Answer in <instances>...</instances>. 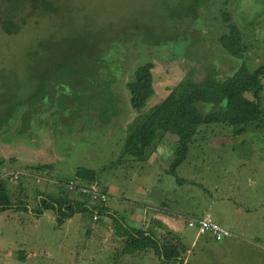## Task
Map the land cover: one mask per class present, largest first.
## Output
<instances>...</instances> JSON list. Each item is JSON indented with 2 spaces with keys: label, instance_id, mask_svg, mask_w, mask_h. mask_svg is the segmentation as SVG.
<instances>
[{
  "label": "rangeland",
  "instance_id": "rangeland-1",
  "mask_svg": "<svg viewBox=\"0 0 264 264\" xmlns=\"http://www.w3.org/2000/svg\"><path fill=\"white\" fill-rule=\"evenodd\" d=\"M49 1L56 11L52 7L43 15L41 8L30 15L31 8L22 5L17 15L26 16L27 23L17 34L0 28V123L9 115L7 111L24 103L29 102L28 107L34 110H48L36 112L28 132L19 130L18 114L8 133H0V177L25 172L40 173L41 178L35 181L22 175L19 181H5L16 203L14 209L0 213V264H172L160 263L151 253L117 259L120 243L112 235L108 218L94 223L91 212H78L58 225L52 211L36 214L37 194H63L65 188L82 185L74 181L76 169L95 170L96 183L106 187L117 220L131 229L149 226L140 204L144 189L159 190L155 181L164 178L169 192L182 179H191L196 167V180L205 193L223 194L226 181L238 177L240 185L227 194H264V90L262 126L256 123L239 135L234 134L239 127L201 126L186 160L173 175L169 172L176 145L171 136L161 141L166 151H160L148 178L137 174L142 162L137 161V169L133 159L123 155L125 128L136 116L127 110L124 84L135 68L146 63L154 66V94L144 109L148 110L160 103L191 68L199 76L208 68L215 69L219 77L234 74L241 60L224 54L219 44L220 37L228 33V24L238 27L243 57L250 60V66L264 65V0ZM5 8L2 1V13ZM224 13L230 16L227 24ZM146 26L151 30L145 31ZM103 47V57L109 58L106 71L91 79L84 63ZM104 74L109 80L115 76L112 96ZM262 84L264 87V77ZM116 95L121 97L122 114ZM197 107L211 111L209 105ZM112 112L115 118L107 120ZM4 127L0 124V130ZM207 145L214 149L203 150ZM237 161H243V167L231 172ZM47 166L50 169H44ZM38 167L43 169L34 173ZM19 185L24 192L17 193ZM138 187L143 191L134 194ZM26 203L34 214L24 211ZM184 234L180 247L192 251L186 256L191 264H264L260 226L254 227L251 235L261 240L251 242L262 250L247 243L236 251L228 247L222 256L212 249L214 243L195 241V232L189 229Z\"/></svg>",
  "mask_w": 264,
  "mask_h": 264
},
{
  "label": "trees",
  "instance_id": "trees-1",
  "mask_svg": "<svg viewBox=\"0 0 264 264\" xmlns=\"http://www.w3.org/2000/svg\"><path fill=\"white\" fill-rule=\"evenodd\" d=\"M2 1L6 5L3 13L1 12ZM24 4L31 8L30 15L39 8L42 9L40 12L42 15L49 12L52 7L56 11L49 0H0V28L4 32L15 35L19 32L22 25H26V16L17 15ZM222 17L226 24L229 23L230 16L228 14L224 13ZM227 28L228 33L222 35L219 39L221 50L229 57L241 60L240 66L231 76L219 77L213 68L206 69L203 75L199 76L191 68L182 80L169 90V94L160 103L148 110H144L149 98L154 94L152 75L154 66L151 63H146L135 68L130 81L124 84V88L128 93L127 110L136 113L135 118L125 128L123 138L124 157L126 155L135 161L145 162V158L154 152L155 146L167 136H171L176 145L175 157L172 160L169 172L170 175H173L176 169L186 160L189 146L194 143L196 135L201 133L199 131L201 126L217 124L222 128L239 127L234 130V134H238L249 126L251 128V125L256 123H260L259 126L263 125L259 121L262 120L261 113L263 109L262 93L264 87L262 79L264 77V65L252 68L248 63L250 60H246L243 57L244 51L239 44L241 37L238 27L228 24ZM144 30L150 31V26H146ZM104 48H100L96 54L90 56V60L87 59L86 63H84L85 66H88L87 73L91 79H94L98 72L103 73V71H106L109 58L105 59L103 57L106 50H103ZM109 75L112 76L111 74ZM103 76H101L102 79H105L106 75L104 76L105 78ZM112 79L106 78L109 83L107 86L105 85L110 90L111 96L115 94L111 90L115 83L114 75ZM116 96L119 102L118 112L122 114L121 97L120 95ZM29 104V102L24 103L6 112L9 115L5 117L3 123L2 121L0 123L6 129L0 130V133H3V135L8 133V128H11L18 114L20 117L19 130L28 132L33 128L31 119H35L37 113L41 111H48L45 108L34 110L28 107ZM198 104L211 106V111L204 112L203 109L197 107ZM24 106L28 108L26 109ZM113 115L112 112L107 120H113L115 118ZM156 115H158L157 120H154ZM40 169L43 168H36L34 173ZM44 169H50V166ZM29 177L37 181L35 174H31ZM6 180L14 181L11 180V177H0V213L14 209L16 203L12 200L15 196L12 195L11 197ZM74 181L87 185L96 184L107 194L96 183L97 173L95 170L83 167L76 169ZM18 189L17 193L20 191L24 192L25 188L19 185ZM65 189L67 191L64 190L63 194L39 192L37 196L42 198L37 200L39 205L36 214L41 215L46 211H52L56 215L57 224L61 225L64 221L74 216L75 213L97 212L100 217L108 216L112 222V235L120 243L115 254L117 259L125 255L151 253L160 263L191 264V262H185V248L181 249L180 242H175L174 239H171L169 232L163 231L162 233L159 230L161 226L156 228L152 221H149V226L146 229H144L145 227L131 229L122 220L123 224L112 216L109 204L107 206H96V203L89 196L81 195L76 189ZM71 196L79 197L81 200L72 199ZM25 205L27 206V203ZM162 205L165 204L160 206ZM26 206L23 207L26 208L24 209L25 212L30 210ZM30 212L34 214L33 210H30ZM98 222H101L100 218L94 223Z\"/></svg>",
  "mask_w": 264,
  "mask_h": 264
},
{
  "label": "crops",
  "instance_id": "crops-1",
  "mask_svg": "<svg viewBox=\"0 0 264 264\" xmlns=\"http://www.w3.org/2000/svg\"><path fill=\"white\" fill-rule=\"evenodd\" d=\"M239 134L241 133L235 135ZM165 146L166 145L162 143H158L155 146V150L149 158V161L142 162L144 165H142L141 170L137 172L139 177H149L148 173H152L150 171L151 165L157 162V158L161 157V155H159L160 151V154H162L163 151H166ZM208 149L212 150L214 148L210 145L203 147V150ZM132 161L138 169L140 166L137 164V161ZM237 162L235 168L230 169L231 172H234L236 169L241 170L243 167V161ZM198 171L199 168H193L192 178L182 179L181 183H177V186L169 192H167L168 189L163 185L167 184V181H165L164 178H159L155 181V183H158L159 190L157 187H149L150 190L146 189L147 191L145 189L144 191L140 190L139 187L134 188V194L143 191V201L140 204L142 211L148 217L147 220L152 221V224L156 228L161 226L159 229L161 232H169L170 238L174 239L175 242H180V238L185 235L184 231L189 229L190 231L195 232V241L200 240L203 244L214 243V245L211 244L212 249L218 250L220 256L224 254L223 251L228 247H234L236 251V249H240L241 246L247 243L252 246H254L256 242L259 243V240H261L260 237H257V240V238H252L251 235L253 228L256 226L262 228L261 237L262 243H264V194H227L229 191H233L240 185L238 177L234 181H226L227 189L223 194H216L215 192L205 193L207 192L206 189L196 180ZM166 173L169 174L168 172ZM168 183H170V180ZM99 186L107 192L105 186ZM256 196H259L258 200H256ZM41 198V196H38V200ZM71 198L81 200V198L75 196H71ZM161 204L165 205L160 206ZM109 206L111 208L110 212L112 216L116 219L119 218V216L116 215V211L113 209L114 206H112L110 202ZM207 216L223 228L232 232L234 237L225 238L224 242H222L223 240L217 242L210 235H199L195 229H191L187 226L189 220L201 219ZM107 218L110 220L108 216H105L101 221ZM145 225L146 224H141L142 227ZM255 240L256 242H251ZM195 241L193 243H195ZM259 246V244L255 245V247L262 250ZM185 251L189 252V254L185 253L184 255L185 262H191L186 256H190L192 251H190L189 247H186Z\"/></svg>",
  "mask_w": 264,
  "mask_h": 264
},
{
  "label": "built area",
  "instance_id": "built-area-1",
  "mask_svg": "<svg viewBox=\"0 0 264 264\" xmlns=\"http://www.w3.org/2000/svg\"><path fill=\"white\" fill-rule=\"evenodd\" d=\"M5 177H11V180L18 181L20 176H31L25 172H10L5 174ZM40 173L35 175L36 180L40 181ZM69 189H76L81 195H87L96 203V206H107L109 204L110 198L105 194L96 184H82L76 185L73 188L70 186ZM97 212L92 213L91 219L93 222L98 221L100 215ZM187 226L191 229H195L199 235H210L215 241L219 242L225 238L234 237V234L223 228L218 223L214 222L210 217H204L201 219H192L187 222ZM188 253V252H187Z\"/></svg>",
  "mask_w": 264,
  "mask_h": 264
}]
</instances>
